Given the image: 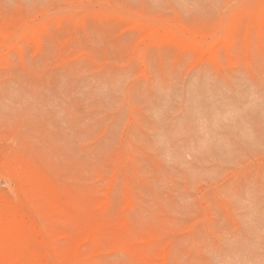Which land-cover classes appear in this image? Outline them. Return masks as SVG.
<instances>
[{
	"label": "rangeland",
	"instance_id": "374dc122",
	"mask_svg": "<svg viewBox=\"0 0 264 264\" xmlns=\"http://www.w3.org/2000/svg\"><path fill=\"white\" fill-rule=\"evenodd\" d=\"M0 209V264H264V0H0Z\"/></svg>",
	"mask_w": 264,
	"mask_h": 264
},
{
	"label": "bare ground",
	"instance_id": "6f19581e",
	"mask_svg": "<svg viewBox=\"0 0 264 264\" xmlns=\"http://www.w3.org/2000/svg\"><path fill=\"white\" fill-rule=\"evenodd\" d=\"M0 211H1V209H0ZM3 238V237H2Z\"/></svg>",
	"mask_w": 264,
	"mask_h": 264
}]
</instances>
